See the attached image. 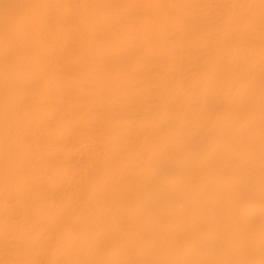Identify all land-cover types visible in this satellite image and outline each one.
Wrapping results in <instances>:
<instances>
[{"label": "bare ground", "instance_id": "bare-ground-1", "mask_svg": "<svg viewBox=\"0 0 264 264\" xmlns=\"http://www.w3.org/2000/svg\"><path fill=\"white\" fill-rule=\"evenodd\" d=\"M0 264H264V0H0Z\"/></svg>", "mask_w": 264, "mask_h": 264}]
</instances>
